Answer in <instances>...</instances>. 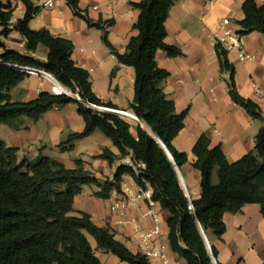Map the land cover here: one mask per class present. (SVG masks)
<instances>
[{
	"label": "trees",
	"instance_id": "trees-1",
	"mask_svg": "<svg viewBox=\"0 0 264 264\" xmlns=\"http://www.w3.org/2000/svg\"><path fill=\"white\" fill-rule=\"evenodd\" d=\"M21 1L26 6L25 14L12 24L14 6L0 0V35L8 36L13 30L20 32L29 52H36L38 45L44 44L48 48L47 60L42 62L31 54L8 49L0 41V125L10 124L21 116L38 120L56 106L75 102L85 127L70 133L58 146L71 149L74 141L99 129L113 140L121 158L131 156V163L120 164L113 177L101 178L86 169L81 159L76 160L74 168L43 153L34 160L20 159L17 147L8 145L0 136V264H105L95 253L89 235L96 239L98 247L121 260L153 264L144 253L134 252L116 238L109 225H98L90 213L82 210L72 213L75 197L83 185H95L96 196L109 198L113 190H121L124 174H130L142 187L153 188V199L166 213L172 253L185 258L187 264H215L212 252L217 256V248L212 238L226 230L224 214L238 212L250 202L259 203L264 214V126L257 135L255 148L233 162L227 159L220 144L211 146L209 135L201 134L193 147L196 155L193 165L202 176L201 194L194 197L187 193L175 163L158 139L170 149L180 168L188 162V153L178 149L174 138L184 127L189 107L177 110L175 100L163 86L170 71L156 59L158 49H164L169 56L183 53L181 48L166 41V20L175 0L132 1L140 10L134 24L138 33L130 37L124 52L112 47L108 40L107 26L112 24L111 20H95L78 0H67L75 15L88 25L103 29V39L119 61L135 68V97L130 107L139 118L136 133L126 116L90 104L118 108L93 91L89 70L72 58L73 41L54 35L46 27L32 28L30 20L40 12L41 6L33 0ZM243 10L245 16L239 21V32H264V4L245 0ZM216 52L221 71L230 73L227 81L234 101L252 116L264 120L260 105L239 93L235 66L219 41ZM16 65L45 69L70 92L79 93L81 100L48 90L29 101L13 100L12 87L29 75ZM99 156L109 161L115 158L109 148Z\"/></svg>",
	"mask_w": 264,
	"mask_h": 264
},
{
	"label": "crops",
	"instance_id": "crops-1",
	"mask_svg": "<svg viewBox=\"0 0 264 264\" xmlns=\"http://www.w3.org/2000/svg\"><path fill=\"white\" fill-rule=\"evenodd\" d=\"M14 6L12 24L23 17L26 6L21 0H2ZM33 0L41 10L30 20L34 29L48 28L57 36L69 38L74 43L72 58L90 72L92 89L103 101L115 103L122 110L132 111L130 105L135 97V68L123 64L103 39V29L90 26L74 14L67 0ZM82 8L95 20L112 21L107 26V37L112 47L120 52L132 35L138 33L134 27L140 10L132 1L140 0H78ZM245 0H175L166 20V41L182 49L183 53L169 56L164 49H158L156 59L161 67L170 71L163 82L165 91L173 98L178 111L189 107L184 127L174 138L178 149L188 153V162L183 173L189 193L194 197L201 194V172L194 165L196 155L193 147L203 133L211 139V146L220 144L227 159L233 162L256 146L257 135L264 126V120L252 116L230 95L229 72H222L216 52V42L228 26L241 29L239 21L244 18ZM264 4V0H256ZM230 18V24L223 20ZM0 26V30H1ZM244 46L255 55L253 59L242 60L236 49L228 50L229 60L235 66V81L239 93L257 102L264 111V94L256 90L255 84L264 89V32L253 30L242 35ZM0 41L8 49L31 54L42 62L47 60L48 48L39 44L36 52H29L23 35L13 30L8 36L0 35ZM32 67V66H30ZM46 71L40 67H34ZM48 72V71H47ZM56 85H60L56 83ZM54 91V82L47 75L29 72V75L14 87L10 93L13 100L29 101L41 91ZM0 136L8 145L17 147L20 159H37L41 153L63 162L67 167H76L81 159L86 169L101 178L113 177L122 163H131V156L120 157V151L113 140L101 130L74 141L71 149H62L58 144L75 131H82L85 121L77 110V103L54 107L38 120L21 116L6 124ZM137 123L131 121V130L136 133ZM105 148L115 154L113 161L99 155ZM217 180V175L214 176ZM138 184L130 174H124L121 190H113L109 198L94 194L95 185H83L75 197L73 214L86 211L100 226L109 225L116 238L139 252L138 226L148 229L153 220L147 214L146 199H137L127 205V215L111 208V204L124 195L126 187ZM153 193V188L148 186ZM158 208L160 204L157 205ZM226 230L220 236H213L217 248L218 264H264V214L261 205L250 202L238 212L224 214ZM168 241L169 228L166 219L162 221ZM95 253L105 264H132L121 260L112 252L98 247L96 239L89 235ZM174 264H187L185 258L172 253ZM57 264V263H54Z\"/></svg>",
	"mask_w": 264,
	"mask_h": 264
},
{
	"label": "built area",
	"instance_id": "built-area-1",
	"mask_svg": "<svg viewBox=\"0 0 264 264\" xmlns=\"http://www.w3.org/2000/svg\"><path fill=\"white\" fill-rule=\"evenodd\" d=\"M44 4L52 5L53 0H47L45 1ZM223 22L224 24L229 25L230 18L226 17L223 20ZM242 35L243 34H241L239 31H236L233 27L228 26L227 28L224 29L223 34L218 37L217 41H219L227 51L231 49H236L238 51V55L240 59L242 60L255 58V55L248 52V50L244 46ZM0 53H1V49H0ZM28 72H34V71L32 69H28ZM48 73H44V74L53 80L54 91L56 93H67L72 95L74 98L81 100V96L79 93L77 92L72 93L65 86H63L62 89L58 91L56 89L55 80L49 75L50 73L49 74ZM255 88L258 92L264 94V89H262L259 85L255 84ZM90 104L102 110H110L118 113H120L121 111L131 112L132 115H134L133 118L135 120H139L138 116L132 111L112 108L109 106L99 105L95 103H90ZM140 198L147 200L149 204V210L147 214L150 215L153 220V225L148 229H143L139 226L137 227L138 237H139L138 247L140 249V252L144 253L151 260L153 264H174L172 252L168 241L164 239L165 232L161 225L163 219H166V213L161 208L157 207L159 202L153 199L152 191L150 188L142 187L140 185H138L135 188L126 187L124 189V195L121 198L116 199L111 204V208L117 210L122 215H127V205L133 203L135 200Z\"/></svg>",
	"mask_w": 264,
	"mask_h": 264
},
{
	"label": "water",
	"instance_id": "water-1",
	"mask_svg": "<svg viewBox=\"0 0 264 264\" xmlns=\"http://www.w3.org/2000/svg\"><path fill=\"white\" fill-rule=\"evenodd\" d=\"M18 67L21 68L22 70H25V71H28V69H32V68H30V66H18ZM36 72L43 73V74L44 73H48L47 71H44V70H41V69H38ZM49 75L55 80L56 83H59L62 86H64L54 75H52L51 73ZM120 113H122L124 116H127V117H132V118L134 117V115H132L131 112L121 111ZM142 124L143 125H146V123L144 121H142ZM158 139L160 140L162 146L165 148V150L168 153L170 159L175 163L176 168H177V171H178V174H179V177H180V180H181V183L184 186V188L186 189L187 193L189 194V190L187 188V185H186V182H185L183 173L181 171V168L176 164L175 158H174L172 152L170 151V149L166 146V144L160 138H158ZM202 232H203V235H204V238H205V241L207 243L208 248L210 249V251H212L211 244H210V241L208 239V236L206 235V233L204 232V230H202ZM212 257H213V260H214L215 264H218V261L216 259V256H215V254L213 252H212Z\"/></svg>",
	"mask_w": 264,
	"mask_h": 264
},
{
	"label": "rangeland",
	"instance_id": "rangeland-1",
	"mask_svg": "<svg viewBox=\"0 0 264 264\" xmlns=\"http://www.w3.org/2000/svg\"><path fill=\"white\" fill-rule=\"evenodd\" d=\"M126 118L127 119H129L130 121H132V122H135L136 120L134 119V118H132V117H127L126 116ZM7 128V125L6 124H2V125H0V134L2 135V134H4V129H6ZM164 236H165V234H164Z\"/></svg>",
	"mask_w": 264,
	"mask_h": 264
},
{
	"label": "bare ground",
	"instance_id": "bare-ground-1",
	"mask_svg": "<svg viewBox=\"0 0 264 264\" xmlns=\"http://www.w3.org/2000/svg\"><path fill=\"white\" fill-rule=\"evenodd\" d=\"M30 68H32L33 69V71H37L38 69L37 68H34V67H30ZM62 85L60 84V85H56V89L58 90V91H60L61 89H62Z\"/></svg>",
	"mask_w": 264,
	"mask_h": 264
}]
</instances>
